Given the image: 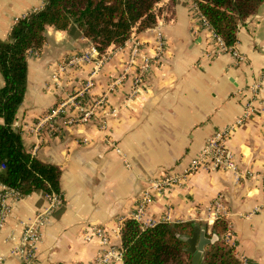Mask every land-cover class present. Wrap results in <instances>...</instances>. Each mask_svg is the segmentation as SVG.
I'll use <instances>...</instances> for the list:
<instances>
[{
    "label": "crops",
    "instance_id": "obj_1",
    "mask_svg": "<svg viewBox=\"0 0 264 264\" xmlns=\"http://www.w3.org/2000/svg\"><path fill=\"white\" fill-rule=\"evenodd\" d=\"M45 1L0 0V42L18 19L42 9ZM156 8L161 12L154 28L164 38L160 56L153 27L133 31L123 46L111 45L90 62L82 59L92 47L87 39L51 27L42 48L27 52L26 91L13 127L28 153L59 167L56 194L62 200L43 228L34 264H90L108 248L121 256L105 264H122V225L133 219L146 191L144 223L166 219L209 233L218 220L211 205L221 203L225 213L219 220L226 223L237 259L264 264V5L237 29L234 48L241 60L220 51L193 0H162ZM135 43L138 53L131 59ZM144 55L153 64L132 97ZM88 81L92 86L85 88ZM254 83L259 85L255 96ZM72 96H82L84 105L92 102L94 108L85 111L93 114L85 118V111H74L73 125L57 118V134L45 126L34 131ZM99 99L102 103L94 105ZM250 100L253 111L242 121ZM230 127L226 147L237 176L205 169L186 175L214 135ZM169 175L180 182L152 188ZM12 204L0 232V264L19 263L10 252L21 237L20 223L30 222L47 201L36 191ZM88 226L103 229L108 244L85 242Z\"/></svg>",
    "mask_w": 264,
    "mask_h": 264
},
{
    "label": "trees",
    "instance_id": "obj_2",
    "mask_svg": "<svg viewBox=\"0 0 264 264\" xmlns=\"http://www.w3.org/2000/svg\"><path fill=\"white\" fill-rule=\"evenodd\" d=\"M162 0H46L42 9L18 19L7 39L0 42V183L22 197L33 192H59L61 171L56 165L28 153L21 132L13 123L27 84L28 51H39L46 29L68 31L75 26L102 54L109 46H123L133 31L143 32L156 25ZM197 12L225 47L236 43L240 25L256 15L264 0H193ZM3 166V168H2ZM192 223H160L142 228L133 219L121 229L122 264H191L187 244ZM226 223L216 220L208 237L217 239L204 250L202 264H241L234 247L224 241Z\"/></svg>",
    "mask_w": 264,
    "mask_h": 264
},
{
    "label": "built area",
    "instance_id": "obj_3",
    "mask_svg": "<svg viewBox=\"0 0 264 264\" xmlns=\"http://www.w3.org/2000/svg\"><path fill=\"white\" fill-rule=\"evenodd\" d=\"M198 16L200 18L202 25L209 31H212L210 26L201 18L199 13ZM153 29L156 31L155 32L156 56H160L164 48V38L158 27L155 28L153 27ZM213 37L220 51L231 53L237 60L242 59V57L237 53L234 46L229 48L225 47L222 41L220 40V38L217 37L214 33H213ZM137 53H138V48L135 43V45L132 48L130 58L133 59ZM95 54L97 55V50L92 46L89 52L83 54L82 59L83 61L90 62L92 56ZM140 63L141 64L138 69L139 72L133 82V90L131 92L132 97L140 93L143 77L145 73L148 72V70L152 66L153 61L151 57L144 55L141 57ZM91 86H92V82L88 81L86 83L85 88ZM258 89H259V85L257 83H254L252 85L253 96L257 95ZM81 97L82 96H72L61 101V103L58 104V106L54 110L51 111L45 124L38 125L34 131H39L42 126H45V129H48L50 133L57 134L59 131L57 118L59 119L63 118L62 121L66 125H73L75 119L73 118V116L70 115L71 113H74V111L76 110L80 112H84L85 107L87 106H89L91 109L94 108L91 105L92 102L87 103V105L86 104L84 105L83 101L81 100ZM101 103L102 101L101 99H99L97 103H94V105H98ZM69 106L71 108H69ZM252 111H253L252 101L250 100L245 105L242 121L246 120ZM92 114H93L92 110H89V111H85L83 116L87 118ZM242 121H239V123H242ZM230 130L231 127L216 133L214 137L207 143V145L201 150L198 156L191 162L190 167L185 174L191 175L200 169H205L209 171H223L225 173H231L232 175H234V177H236L238 174L236 163L234 161L233 155L226 147L227 139H228L227 137L229 136ZM179 182L180 179L177 176L169 175L166 177L164 176L152 182L151 186L156 190H162ZM21 198L22 196L19 195V193L15 189H12L0 183V232L4 229L5 222L11 215L12 206H13L12 201ZM45 199L47 201V205L42 211L37 213L30 222L20 223L22 227L21 237L14 245L12 251L10 252L11 256H14L19 260L18 264L35 263L36 261L35 247L41 238L43 228L46 225L51 214L56 209H58L62 204V200L60 196L56 193L45 194ZM148 202H149V194L146 191L142 195L140 201L138 202L136 210L131 215L133 220H135L138 223L142 222V224H144L142 228L153 227L160 223H166V219H163L156 223L143 222L142 215L144 213V210L147 208ZM210 212L215 219H220L222 215H224L225 213L224 208L221 206V203L218 202L212 203ZM231 238L232 236L227 230L223 236V239L226 243L231 244V246H233ZM83 240L88 243L92 242L93 240H97L103 246H106L108 244V237L106 235V232L97 226H88L85 232L83 233ZM120 256L121 254L116 255L114 254L112 249L108 248L90 264H105V262L108 261L110 258L115 257L116 259H118ZM1 260H3L2 257H0V261ZM241 264H245V263H241Z\"/></svg>",
    "mask_w": 264,
    "mask_h": 264
},
{
    "label": "water",
    "instance_id": "obj_4",
    "mask_svg": "<svg viewBox=\"0 0 264 264\" xmlns=\"http://www.w3.org/2000/svg\"><path fill=\"white\" fill-rule=\"evenodd\" d=\"M69 33L76 39L82 36L75 26L70 27ZM207 234L204 229L193 225L190 236L180 237L187 244L185 251L191 255V264H200L203 260L205 247L217 239L216 235L208 237Z\"/></svg>",
    "mask_w": 264,
    "mask_h": 264
}]
</instances>
